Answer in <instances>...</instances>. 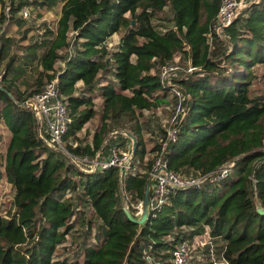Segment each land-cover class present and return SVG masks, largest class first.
<instances>
[{
  "label": "trees",
  "instance_id": "1",
  "mask_svg": "<svg viewBox=\"0 0 264 264\" xmlns=\"http://www.w3.org/2000/svg\"><path fill=\"white\" fill-rule=\"evenodd\" d=\"M32 3L61 8L55 29L45 27L42 49L35 37L17 55L13 37L0 32V119L10 131L0 158L14 189V211L0 213V264H169L180 240L202 233L223 241L229 264H264V213L256 210L264 207V94L251 92L252 68L264 63V0H249L222 30L226 36L213 33L211 42L220 0H10L8 18L22 24L16 13ZM164 9L171 16L159 27L153 18ZM114 33L120 38L110 49ZM176 54L195 68L176 79L185 97L172 122L175 139L167 141L163 129L148 149L139 115L165 100L158 70ZM29 69L36 74L30 80ZM53 78L69 115L66 151L105 159L112 145L125 143L106 140L115 125L129 132L130 162L140 170L130 165L122 177L117 165L85 170L46 144L36 114L20 102ZM95 97L102 99L100 123L88 140L79 132L97 112ZM163 142L168 168L181 174L234 163L221 180L176 188L145 222L134 223L124 204L136 215ZM76 222L86 225V239L69 254L61 244Z\"/></svg>",
  "mask_w": 264,
  "mask_h": 264
},
{
  "label": "built area",
  "instance_id": "2",
  "mask_svg": "<svg viewBox=\"0 0 264 264\" xmlns=\"http://www.w3.org/2000/svg\"><path fill=\"white\" fill-rule=\"evenodd\" d=\"M241 1L242 0H220L214 24L208 33L210 42L213 33L220 34L224 27L229 25L237 16L242 8ZM20 12L22 17H30V10L27 5H23L20 8ZM180 68V65L172 62L161 65L158 70L160 81L168 87V91L175 99L176 113L172 118V122L175 117L182 112L183 99L185 97L181 86L177 82L171 81L172 76ZM194 68V66L189 65L186 70L190 71ZM28 98H31L36 105V116L39 122L38 131L48 146L65 152L75 164L83 167L85 170L117 165L120 168V177H122L123 171L129 168L133 154V146L121 150L119 145L114 144L110 149L109 156L105 159L99 158V152H97L94 157L90 158L88 155L79 157L69 154L66 151L63 146V136L67 130L69 115L65 103L58 95L56 78L47 81L40 91ZM24 105L30 107L34 111L31 104ZM175 133V128L171 126L166 133L167 141L175 139ZM165 145L166 142H163L162 151L154 159L151 166L150 174H153L150 185L151 196H149V209L151 210L166 204L170 194L178 187L198 185L206 178L212 181L221 180L227 176L234 163L230 161L209 174H181L175 169L168 168L167 160L163 156ZM138 208H140V206ZM138 212L139 210L137 213ZM194 238L193 240L182 239L178 242L171 251L169 264H229L227 259H225L221 253H218L217 243L212 237L209 235L205 236V239L200 240L197 244H195Z\"/></svg>",
  "mask_w": 264,
  "mask_h": 264
},
{
  "label": "rangeland",
  "instance_id": "3",
  "mask_svg": "<svg viewBox=\"0 0 264 264\" xmlns=\"http://www.w3.org/2000/svg\"><path fill=\"white\" fill-rule=\"evenodd\" d=\"M32 1V0H27ZM249 0H242L241 1V10L246 7ZM10 4V0H0V15H3L5 12L6 19L3 22H0V31L5 30L8 35L13 37V43L11 46V52L16 53L17 55H21L23 50L22 46L26 44L28 41H33L35 37L37 38L38 42L40 43V48H44V30L45 27L49 29H55L57 18L60 13L61 3L57 4L55 7L47 10L44 8L38 7L35 3L28 4V8L30 10V17H22V14L20 11L16 13V17H20L22 19V24H19V22L10 20L11 18H8L10 16V13L8 12V6ZM240 10V11H241ZM3 11V12H2ZM171 16V12L168 9H164L163 11H160L156 17L153 18L154 23H156L159 27H162L164 23H166L167 17ZM227 32H221L220 36L221 38L226 36ZM120 34L114 33L108 38L107 46L112 49L115 47L119 41ZM73 43H71L69 50V53L72 52ZM65 54V52H64ZM132 59H134V56H132ZM174 63H177L181 66V68L172 76V82H177L176 79L180 77L184 72H186V68L190 65L189 60H185L183 56L176 54L173 60ZM56 65L58 67L63 66V59H60L56 62ZM2 67V65H1ZM253 77L251 82V92L253 94H264V63L260 64L257 63L253 66ZM30 73L29 77H27L29 80L31 78H34L36 74H32V70L29 69ZM78 88L82 86L81 81L77 82ZM22 89L28 87H32V83L30 85L23 84L21 85ZM165 100L155 107H152L150 109H144L142 110V113L139 115V121L143 129V135L146 140V147L150 149L154 143H157L159 140V137L161 135V132L163 129H170L172 126V118L174 114L176 113V104L175 99L171 96L170 92L166 93V95L163 96ZM95 107H96V114L95 116L87 123L84 124L83 128L79 132V135H86L87 139L89 140L93 131L96 129V127L100 123V110H101V103L102 99L100 97L94 98ZM116 126L114 125V129L110 131L107 136L109 139H115L116 141H121V137L125 139L124 145H120L119 148L121 150H125L129 146H133L132 138L128 131H124V128L115 129ZM10 138V131L6 127L5 123L0 119V154H3L5 152L6 145ZM155 152H149L147 153L146 157H152ZM108 157V154H106L105 158ZM99 158H102V154L99 155ZM103 159V158H102ZM132 160V159H131ZM3 159L0 158V213L5 215L9 214L14 211V205L12 202L14 189L11 186V184L6 180V177L3 172ZM135 163V162H134ZM130 165H133L132 162H130ZM140 170L139 163H135L133 165L132 171H138ZM125 203V201H124ZM141 203V202H140ZM140 203L138 204V207L140 206ZM124 206H127L126 203ZM128 207V206H127ZM139 210V208H138ZM138 215V213H137ZM78 216V213L74 214L73 219H76ZM94 226H92V231H90L89 236L86 239V233L84 232L86 225H82L78 222L74 223L73 228L70 231V235L68 236V240L61 244V246H64V252H67L69 254H72L77 249V245L82 244L84 240L86 239V242H91L94 240V235L96 233L95 226L97 225V221H94ZM71 236V237H70ZM205 239V237L196 236L194 238L195 244H197L200 240ZM214 241L217 243V250L218 253H220L221 245L223 241L220 239ZM220 242H222L220 244ZM219 243V244H218ZM195 254V253H194ZM169 260V259H168ZM157 264L156 261H151V264ZM166 264V263H165Z\"/></svg>",
  "mask_w": 264,
  "mask_h": 264
},
{
  "label": "water",
  "instance_id": "4",
  "mask_svg": "<svg viewBox=\"0 0 264 264\" xmlns=\"http://www.w3.org/2000/svg\"><path fill=\"white\" fill-rule=\"evenodd\" d=\"M132 22H134V19H132ZM20 103H22V104H31L33 106V109H34L36 115H37L36 105H35V103L33 102V100L31 98H27V99H25L24 101H22ZM38 126H39V122H38ZM152 178H153V174H150V176L148 177V180L146 182L144 197H143V200H142V202L140 204L138 215L137 216L133 215L130 212L129 208L127 206H124V210H125L126 216L131 221H133L134 223L141 224V223L145 222L146 219L148 218V215H149L150 211H151V209H149V193H150V185H151V182H152ZM256 210L259 213H264V207H262L261 204L257 205Z\"/></svg>",
  "mask_w": 264,
  "mask_h": 264
},
{
  "label": "crops",
  "instance_id": "5",
  "mask_svg": "<svg viewBox=\"0 0 264 264\" xmlns=\"http://www.w3.org/2000/svg\"><path fill=\"white\" fill-rule=\"evenodd\" d=\"M198 236H200V237H205V236H208V234L207 233H202V234H200V235H198ZM216 240H220V238H215ZM222 242H220V244H221ZM219 244V243H218Z\"/></svg>",
  "mask_w": 264,
  "mask_h": 264
}]
</instances>
